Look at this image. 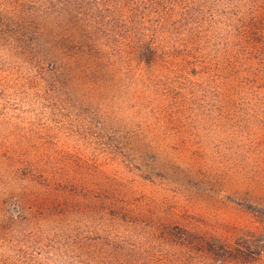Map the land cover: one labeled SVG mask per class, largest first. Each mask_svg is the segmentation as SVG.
<instances>
[{
    "label": "rangeland",
    "instance_id": "obj_1",
    "mask_svg": "<svg viewBox=\"0 0 264 264\" xmlns=\"http://www.w3.org/2000/svg\"><path fill=\"white\" fill-rule=\"evenodd\" d=\"M29 10L0 29V264H264V0Z\"/></svg>",
    "mask_w": 264,
    "mask_h": 264
},
{
    "label": "trees",
    "instance_id": "obj_2",
    "mask_svg": "<svg viewBox=\"0 0 264 264\" xmlns=\"http://www.w3.org/2000/svg\"><path fill=\"white\" fill-rule=\"evenodd\" d=\"M38 2L39 0H0V29L6 31L12 25H16L15 22L10 21L9 15L22 18L26 12H30L29 7L35 6Z\"/></svg>",
    "mask_w": 264,
    "mask_h": 264
}]
</instances>
